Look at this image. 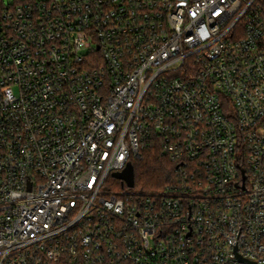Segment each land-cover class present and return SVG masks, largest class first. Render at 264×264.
I'll return each instance as SVG.
<instances>
[{
  "label": "built area",
  "instance_id": "1",
  "mask_svg": "<svg viewBox=\"0 0 264 264\" xmlns=\"http://www.w3.org/2000/svg\"><path fill=\"white\" fill-rule=\"evenodd\" d=\"M156 146L171 183L109 189ZM236 246L264 264V0H0V264Z\"/></svg>",
  "mask_w": 264,
  "mask_h": 264
},
{
  "label": "trees",
  "instance_id": "2",
  "mask_svg": "<svg viewBox=\"0 0 264 264\" xmlns=\"http://www.w3.org/2000/svg\"><path fill=\"white\" fill-rule=\"evenodd\" d=\"M134 168L135 188L141 192L160 190L174 179L175 165L162 155L158 146L144 151ZM122 188L126 187L122 184Z\"/></svg>",
  "mask_w": 264,
  "mask_h": 264
},
{
  "label": "water",
  "instance_id": "3",
  "mask_svg": "<svg viewBox=\"0 0 264 264\" xmlns=\"http://www.w3.org/2000/svg\"><path fill=\"white\" fill-rule=\"evenodd\" d=\"M113 177L115 179L121 180L123 182L124 186L131 188V189L134 188L135 187V168H134V165L132 163H130L123 172L115 173V174H113ZM235 256L238 259V261H246L249 264H258V262H256V261H251V260H248V259L241 257L237 246L235 247Z\"/></svg>",
  "mask_w": 264,
  "mask_h": 264
},
{
  "label": "rangeland",
  "instance_id": "4",
  "mask_svg": "<svg viewBox=\"0 0 264 264\" xmlns=\"http://www.w3.org/2000/svg\"><path fill=\"white\" fill-rule=\"evenodd\" d=\"M4 1H6L8 3V2H12L13 0H4ZM136 162L137 161H134V163H136ZM108 187H109V189H111L112 191L117 192V193L140 192L139 189H136V188H134V189L122 188L121 180L115 179L112 177L109 179Z\"/></svg>",
  "mask_w": 264,
  "mask_h": 264
}]
</instances>
